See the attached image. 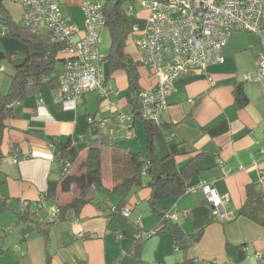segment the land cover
<instances>
[{"label": "crops", "instance_id": "crops-1", "mask_svg": "<svg viewBox=\"0 0 264 264\" xmlns=\"http://www.w3.org/2000/svg\"><path fill=\"white\" fill-rule=\"evenodd\" d=\"M82 6L83 0H66L62 8L80 30L76 41L84 30ZM136 39L129 32L125 51L140 60ZM25 50L20 44L16 51ZM107 56L103 69L109 96L95 91L69 100L46 84L16 105L17 117L7 122L0 158V199L7 200L6 212L13 214V220L3 232L18 229L19 237L13 245L14 260L5 264H264V227L240 216L249 186L264 194V79L255 80L259 61L264 59V30L262 35L234 33L223 49L222 64L177 79L154 136V151L162 160L165 176L189 166L185 193L157 200L158 210L177 214V219L169 220L185 235L203 231L187 250L176 248L171 232L144 238L163 220L152 210L146 166L125 197L115 192L134 176L133 155L148 153V142L142 118L134 117L128 74L111 71ZM138 73L142 89L155 86L149 68L140 66ZM238 86L249 100L242 108L236 104ZM54 140L72 144L69 155L74 162L69 175L95 169L97 161L94 156L88 160L89 152L99 155L102 185L92 189L89 202L80 208L64 209L79 197V191L72 186L62 192ZM199 184L228 194L222 206L226 220L214 215L200 188L187 191ZM121 204L131 211L130 223L142 235L109 228ZM24 210L37 213L40 222L47 216L43 220L51 223L45 226L47 231L26 233L28 224L18 223L17 217ZM10 250L0 249V264Z\"/></svg>", "mask_w": 264, "mask_h": 264}, {"label": "built area", "instance_id": "built-area-1", "mask_svg": "<svg viewBox=\"0 0 264 264\" xmlns=\"http://www.w3.org/2000/svg\"><path fill=\"white\" fill-rule=\"evenodd\" d=\"M8 1L22 6V26L35 34L48 33L52 42L64 45L63 69L58 77L64 98L78 100L95 91L104 98L109 96L100 54L106 25L105 0H83L85 23L78 41L74 36L80 33L79 28L62 10L66 0ZM140 6L149 16L143 28L136 26L132 32L137 36L140 62L151 70L156 84L142 89L138 102L141 117L156 123L168 110L167 100L177 79L222 64L223 49L234 33L262 35L264 30V0H140ZM131 13L132 9L128 11ZM5 72L6 66L0 62V80ZM263 79L264 59L259 61L255 80ZM246 80L251 77L246 76ZM197 188L203 191L214 215L226 220L222 206L229 200L228 194H219L209 184L192 185L187 191ZM122 213L129 217L131 211L124 208ZM164 217L175 220L177 214L165 213ZM152 234H145L144 238Z\"/></svg>", "mask_w": 264, "mask_h": 264}, {"label": "trees", "instance_id": "trees-1", "mask_svg": "<svg viewBox=\"0 0 264 264\" xmlns=\"http://www.w3.org/2000/svg\"><path fill=\"white\" fill-rule=\"evenodd\" d=\"M3 1L0 0V27H6L7 33L3 37H11L17 39L26 46L25 51L1 52L0 61H6L12 66L13 73L10 75L11 82L6 92L0 90V158L3 157V144L5 141L6 132L8 130L7 122L10 119L17 117L15 106L26 99L33 93H39L43 85H49L51 89H59L58 77L61 73L57 69L59 62H64V57L61 51L64 47L61 43L52 42L48 33L35 34L21 24L15 23L6 9L3 7ZM126 0H105V27L109 28L111 36L110 53L105 58L109 61L111 71H124L128 74L130 82V95L134 103V117H141L140 105L138 102V94L142 90L139 85L140 75L138 69L144 66L140 60H134L125 51L126 42L129 37V32L126 30L127 14L124 9ZM129 15V14H127ZM136 27V26H134ZM103 32V31H102ZM104 59V58H103ZM4 64V63H3ZM147 68V67H146ZM7 74V71L5 72ZM8 75V74H7ZM236 104L239 108L244 107L248 103V97L241 86L235 90ZM142 118V117H141ZM147 130L148 153L133 155L135 174L131 179L122 183L115 188V192L125 197L132 183L140 180V175L145 167V173L150 179L147 187L152 190V210L158 212L163 220L161 225L153 232L159 234L163 232H171L174 244L179 250H187L191 243L197 242L202 236L203 231H199L195 235L187 236L173 221L166 219L165 214L158 210L157 200L168 196L180 197L185 193L187 181L191 177L189 166L181 169L173 176H165L161 171V163L154 148V136L158 133L161 127V121L156 123L143 119ZM89 138H86L88 140ZM96 142L103 144L98 139ZM71 143H61L58 140L52 142L55 158L59 165L60 183L62 192L67 193L75 186L79 191V197L70 204H67L64 209L80 208L88 203V196L92 189L97 185H102V172L99 155L95 157L94 151L89 152L88 160L94 159L97 161L95 169H87L79 176L69 175L71 163L74 160L69 155ZM125 207L118 206L113 215L109 228L113 231L122 230L129 234L130 231L138 232V227L130 223L129 217L123 215L122 210ZM8 210L7 200L0 199V216ZM240 216L250 219L264 227V194L257 190L254 186L247 188V198L240 211ZM18 223L25 222L27 225L26 233L32 230L47 231L45 226L50 225L49 221H38L41 217L37 213L23 211L17 215ZM152 234V235H153ZM142 235V234H141Z\"/></svg>", "mask_w": 264, "mask_h": 264}, {"label": "rangeland", "instance_id": "rangeland-1", "mask_svg": "<svg viewBox=\"0 0 264 264\" xmlns=\"http://www.w3.org/2000/svg\"><path fill=\"white\" fill-rule=\"evenodd\" d=\"M123 5H124V9L126 10L127 14L130 9L133 10L131 15L126 14L125 16L127 31L129 32L133 31V28L135 25H138L139 27L143 28L145 26L149 13L141 8L140 0H126ZM3 7L6 9V11L11 16V19L15 23L22 25L21 21L23 17V8L21 5L8 1V0H4ZM83 15H84V12H83ZM84 23H85V15H84ZM6 33H7L6 27L1 26L0 27V53L1 52H15L17 50L18 45L21 44L22 46H24L17 39H14L8 36L3 37ZM75 39H77V37ZM110 45H111L110 31L108 27H105L103 29V32L101 34V39H100V54L103 58L104 56L108 55L110 51ZM3 63L6 66V71L8 75L5 73L1 77L0 90L3 92H6L11 82L10 75L13 73V69H12V66H10L6 61H3ZM61 67H62L61 62H59L57 64V69L59 70ZM92 167H95V164H93ZM12 220H13V214L11 212H6L5 214L0 216V249L6 250L7 248H11L9 252L3 254L1 257V262H3L4 264L10 263L14 260V257L12 256V254H14L13 245H15V241L17 242V237H19L18 229H15L14 232L12 233L5 232L4 234L3 232L4 226L9 227L12 225L11 223ZM7 234L9 235L5 236Z\"/></svg>", "mask_w": 264, "mask_h": 264}]
</instances>
